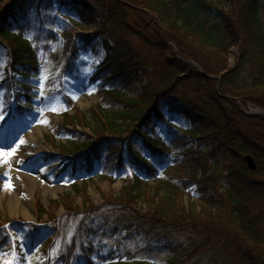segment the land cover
<instances>
[{"label":"trees","instance_id":"1","mask_svg":"<svg viewBox=\"0 0 264 264\" xmlns=\"http://www.w3.org/2000/svg\"><path fill=\"white\" fill-rule=\"evenodd\" d=\"M85 1L99 11L93 33L105 51L92 75L100 102L70 115L74 103L64 99L47 136L56 152L42 153V169L72 181L129 166L132 180L101 194L100 205L85 196L76 207L68 194L48 208L35 204L57 241L30 264H264V117L247 114L248 106L264 111V0H230L229 8L227 0ZM52 9L53 0H0V97L7 98L0 127L10 97L16 116L32 109L20 79L74 67L79 50L68 35L62 57L54 54ZM69 18L80 30L94 24L77 7ZM135 84L141 93L130 98ZM172 116L188 128L168 122L166 141L156 137L151 127ZM14 236L0 224V254L28 264Z\"/></svg>","mask_w":264,"mask_h":264},{"label":"rangeland","instance_id":"2","mask_svg":"<svg viewBox=\"0 0 264 264\" xmlns=\"http://www.w3.org/2000/svg\"><path fill=\"white\" fill-rule=\"evenodd\" d=\"M63 1L64 4H61ZM227 6L229 8L230 0H227ZM74 7L85 8L88 15L93 18L94 24L90 28L80 30L69 18ZM48 19L52 20L53 34L57 37L53 48L56 56L61 58L64 53L67 42L63 38L65 34L76 44L79 52L74 57V67L71 72H57L53 78L54 71L51 70L41 77L20 79L30 90L32 109L30 113L18 116V118L14 115L13 120H8L3 127H0V224L4 228L7 225V230L12 232L14 237H24L23 240H14L20 241V253L26 256L28 264L41 262L44 254L48 253L49 248L57 241V233L53 231L51 224H48V218L44 216L40 219L37 216L35 204L39 203L44 208H48L50 202L59 201L68 194L76 207H82L85 196L93 205H100L102 203L101 194H117L125 183L132 180L129 166L127 170L117 175L107 177L97 171L98 173H94L91 177L78 176L72 181L54 180L51 174L43 171L40 161L42 153L56 152L49 145L47 136H50L56 129L61 120L62 111L67 108L64 99H69L74 103L73 109L68 113L70 115L75 114V111L80 114L87 112L100 102L97 85L93 82L92 75L105 55L103 39L94 37V25L99 22V11L92 3L85 0H53V9ZM87 37H91L89 47L85 42ZM131 40L136 43L135 40ZM231 52L233 54H230L229 65L234 68L237 61V49H231ZM5 60V55H0L2 64ZM41 84L44 85V97H40ZM140 93L141 84H135L128 91L127 96L137 98ZM6 101L7 98L0 97V117L3 116ZM8 102V108L12 109V97ZM250 107L254 106L247 107V114L259 116L255 115L254 111H250ZM50 108H55L56 111ZM168 122L178 124L182 129L188 128L187 122L176 116L167 118L164 123L153 125L155 136L163 138L164 141H166L165 128ZM75 129L89 133L87 129L79 126ZM150 131L151 129L145 131L144 135H148ZM62 143L66 144L65 141ZM189 147H194L193 141ZM123 156L126 157V149H124ZM146 156V152H143V157ZM171 172L172 169H168L165 173ZM73 183L80 188L78 192L73 190ZM83 192H85L84 195ZM64 214L65 210L61 206L54 210V216L59 219ZM27 224L36 226L38 233L32 235L26 227ZM0 258H2L0 264L12 262V257L8 253L0 254Z\"/></svg>","mask_w":264,"mask_h":264},{"label":"water","instance_id":"3","mask_svg":"<svg viewBox=\"0 0 264 264\" xmlns=\"http://www.w3.org/2000/svg\"><path fill=\"white\" fill-rule=\"evenodd\" d=\"M230 54H233V53L231 52ZM203 76L206 77V78H212V77H208L206 75H203ZM249 109L252 112L254 111L253 113L255 115L264 116V111H262V110H260L258 108L250 107ZM244 160H245L246 165H247V167H248V169L250 171H255L256 170V164H255V162H254V160H253V158L251 156H245Z\"/></svg>","mask_w":264,"mask_h":264},{"label":"snow or ice","instance_id":"4","mask_svg":"<svg viewBox=\"0 0 264 264\" xmlns=\"http://www.w3.org/2000/svg\"><path fill=\"white\" fill-rule=\"evenodd\" d=\"M43 88H44V85L43 84H41V92H40V97H44V95H45V93H44V91H43ZM50 110H52V111H56V109L55 108H50ZM0 118H2V117H0ZM45 123H46V121H44ZM21 143H24V141H21ZM6 187H10V185H6ZM8 226L7 225H5V228H7ZM13 239H18V240H23L24 239V237L23 236H19V237H14ZM10 264H15V259H13V261L12 262H10Z\"/></svg>","mask_w":264,"mask_h":264},{"label":"bare ground","instance_id":"5","mask_svg":"<svg viewBox=\"0 0 264 264\" xmlns=\"http://www.w3.org/2000/svg\"><path fill=\"white\" fill-rule=\"evenodd\" d=\"M85 9V8H84Z\"/></svg>","mask_w":264,"mask_h":264}]
</instances>
